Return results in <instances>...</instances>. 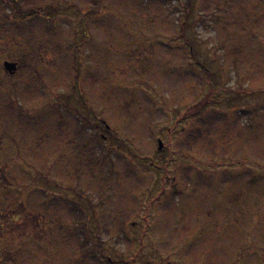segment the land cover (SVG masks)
<instances>
[{"label": "rangeland", "instance_id": "rangeland-1", "mask_svg": "<svg viewBox=\"0 0 264 264\" xmlns=\"http://www.w3.org/2000/svg\"><path fill=\"white\" fill-rule=\"evenodd\" d=\"M94 1L20 0L23 7L55 8L50 16L51 22H48L53 29V36L35 29V32L28 29L24 33L22 25L27 22H22L24 18L22 16L10 18L18 25L21 23L20 27L0 21V104L4 100L18 98L19 106L23 107L21 110L12 108L14 111L12 113L11 109L5 107L0 109L11 116L22 113L32 116L51 104L63 102L62 94L65 90L62 88L56 95L49 94L47 102H42L45 96L40 93L41 87L40 89L33 87L34 83L40 85V82L29 72L9 75L3 68V62L16 61L18 56L27 50L32 38L40 40L46 45L45 53L39 56L36 63L40 75L48 85L61 86L73 77L69 78L64 66L65 62L52 44L64 42L65 47L70 49L67 54L69 55L74 52L69 46L74 42L76 55L78 59L82 57L83 63L80 65V62L71 55L73 64L77 60L78 69V75L76 76L75 72L76 77L73 80L81 81L91 72L98 71L104 86L96 84V87L106 91L105 99L112 111L111 114L117 117L115 123L106 119L110 126V134L127 143L126 148L117 149V146H121L116 144L117 142L111 143L112 141L107 140L111 135L104 132L105 144L111 143L116 147L111 151V159L116 162V155H119L131 166L134 164V172L136 169L135 179L125 182V179L121 180L117 175V172L122 171L116 169L113 163H109L115 173L110 179L101 182L104 183L102 194L106 204L95 203L93 209L98 213L97 218H104L106 224L112 221L115 206L113 200L114 196L116 200L119 195V186L127 191H134L140 200L137 217H133L139 224L134 229L126 231L129 245L123 244L122 241L117 244L115 241V237H120V227L117 230L109 227L112 236L109 240L105 239L106 253L118 262L121 257L127 258L130 255L136 258L138 264H264V133H256L253 128H244L242 125L253 122L256 126L262 120L264 93H256L246 98L242 95L240 100H236L233 92L251 88L258 92L264 88V0H197L198 3L196 2L199 5H207L210 11H213L212 15L218 16L217 22L211 21L210 15L202 16L196 32L202 50L198 48L196 55L203 59L209 56L227 59L223 70L225 78L221 82V87L229 91L223 97V104L219 103L222 106L213 103L207 107L206 104L203 106L204 112H207L206 109L210 110V105L213 109L219 107L215 111H222L226 115L229 124L226 131L233 138V160L228 162L227 159L222 163L217 156V160L221 162L216 161L219 165L211 164L213 159L211 160L206 150L195 152L186 147L190 131L197 124V119L183 120L184 110L192 104L203 103L208 89L198 70L188 68L175 72L176 68L167 69L165 66L164 61L168 58L186 59L188 46L176 40L171 47L177 51L169 54L167 47L155 44L161 38L158 34L165 27L166 14L157 10L160 7L159 3H155L154 6L149 5L146 9L143 6L147 4L145 0L143 5L132 3L131 0H105V6L100 7V13L88 9L83 15L78 11L79 7L82 9L88 5L94 7ZM111 3L113 6L109 7ZM176 5L177 2H172L170 6ZM165 6L168 5H163V8ZM10 12L6 5L0 4V19ZM191 17L196 18V13H192ZM254 18L256 19L253 20ZM233 19H237L239 23L235 24ZM86 25L90 26L89 40H84L85 36H83ZM5 26L10 30L8 33L3 29ZM168 26L166 22V27ZM11 28L17 32L11 31ZM36 28L40 29V26ZM74 32L73 38L71 36ZM128 41H131V44H126ZM223 41H230L240 49L243 48L247 55H253L257 68L244 66L241 63L233 65L232 59L239 55L231 53L232 49L221 50ZM137 47H140L139 54L133 52ZM58 78L62 83H56ZM16 80H20L18 89L16 91L9 89L10 83ZM96 87L91 92L94 99L99 100L100 94ZM109 88L116 90L114 94L117 93L118 96L115 99ZM221 96L220 93L217 94L218 99ZM85 97L89 102L91 101L88 96ZM70 102L77 106L82 105L77 92L71 97ZM125 104H129V110L123 108ZM243 104L254 105L253 114L246 116L248 119L242 118L240 122H236L235 118L240 111L235 106ZM178 109L181 110L180 113L175 112ZM101 110L102 108L97 111L100 118L104 119L109 113L104 115V111ZM11 116L7 115V120L14 121L15 118ZM6 118L3 117L0 122L5 123ZM8 129L7 123L3 125V130H0V202H11L17 196L16 190L29 186L56 195L61 193L62 190L56 187L57 183L43 178L44 174L43 176L34 174L35 168L43 164L44 159L39 155L42 153L39 145L45 134L40 136L37 143H33L34 138L27 139L29 142L22 146L32 144V150H22L19 157L16 156L20 153L19 144L14 142L8 145L9 141L6 137ZM12 131L14 132L15 129ZM33 136L36 137L37 133L30 132L26 137ZM157 139L163 141L161 151L157 150ZM41 148H45V145ZM64 149L65 147L62 149L65 153ZM71 151L68 149V154ZM243 156L246 160L238 162V159L242 161ZM38 158L40 161L34 162V159ZM189 168L193 174L202 172L201 174L209 181L201 183L198 189L193 188L191 192L193 197L184 202L186 209L182 207L179 209V205L176 204L174 210L172 208L168 214L162 203H166V198L175 192L176 187L173 186V182L176 181V186L177 181L180 184L185 170ZM225 170L233 172L232 182L225 180ZM55 175L57 173L53 170L48 177L55 178ZM215 178L216 183H211ZM252 180L255 181L254 184ZM122 181L123 183L119 185ZM86 183H99V181L87 175L84 179L78 180L79 186L83 184L85 186L80 189L85 190L86 194L97 202L92 194L94 191L90 190ZM62 186L66 187L64 183ZM6 187L13 189L8 196L3 193V188L7 190ZM215 188L218 193L215 190L210 191ZM66 192L69 197L76 198L74 195L77 191ZM233 194L241 196L239 197L241 202H235L231 196ZM215 197L217 200L213 199ZM19 200L24 201L22 198ZM31 214L29 212L24 215V222L13 229L11 235L20 242L29 241L32 250L40 256L39 247H45L49 241L56 240L58 234L53 226L54 221L44 222V226L39 228ZM94 227V224H91L86 229L87 234L90 230L94 231ZM199 229L204 232L199 237L197 235L198 239L191 240L190 244L193 247L190 248L189 242L183 239L185 231L196 232ZM81 232L83 230H80ZM54 246L60 247L58 244ZM41 264L48 263L45 260L41 261Z\"/></svg>", "mask_w": 264, "mask_h": 264}, {"label": "trees", "instance_id": "trees-1", "mask_svg": "<svg viewBox=\"0 0 264 264\" xmlns=\"http://www.w3.org/2000/svg\"><path fill=\"white\" fill-rule=\"evenodd\" d=\"M104 1L105 0H95L93 4L95 5L94 7H91L90 5L84 9L79 7L78 11L83 15L87 13L86 11H88V9L100 13V7L105 6ZM131 1L132 3H140L142 5L144 2V0ZM145 1L147 4L143 5L144 8L147 9L149 5L154 6L155 3H159L160 7L157 10L166 14L164 18L165 27L163 31L158 34L161 38L155 42V44L167 47V52L169 54L177 51L171 47L176 40H180L184 46H188L186 49V59L183 58L180 60L179 58H168L164 61L167 69L168 67L169 69L176 68L177 70L175 72H181V70L188 68L198 70V73L201 74L203 80L207 84V96L202 101L203 103L192 104L189 108L184 110L183 120H188L189 118L197 119V124H195L190 131L186 147L190 151L195 152L206 150L211 160L213 159L211 164H217V162H219L217 158L221 159L222 163L226 162L227 159H229L228 162L232 161V147L234 142L233 138L230 137L226 131L229 125L226 115L222 111H215L218 110V106L216 109H213L212 107L213 104L220 105V102L223 104V97L229 91V89L221 87V82L225 78L223 70L226 65L225 62L227 63V59L218 58L219 56H209L203 59L196 55V50L199 51L198 48L202 50V46L199 45L200 42L196 38V32L199 28V22H201L202 16H212L211 21L213 22H217L218 16L216 14L212 15L213 11H210L207 5L204 6L197 4V0ZM172 2H177L179 7L178 5L170 6ZM0 4L6 5L7 8L11 10L9 14H4V17H1L0 21L3 23L8 22L15 24L16 27H20L21 23L18 25L14 19L10 18L22 16L24 17L22 22H27L22 25L24 33H26L28 29L33 31L35 29L39 32L42 30L52 36L54 35L53 29L48 25V22H51L52 19L50 20V16L55 8L47 6L42 8H36L33 6L23 7L20 4V0H0ZM112 4L113 3H111L109 7L113 6ZM165 4L168 5L169 8H167L168 6H165L164 9L163 5ZM192 13H196V18L191 17ZM255 19L256 18L253 20ZM233 20L235 21V24L239 23L237 19ZM166 22L169 24L168 27H166ZM257 23L259 22L257 21ZM39 26L40 29L36 28ZM85 28L83 34V36H85L84 40H89L91 38L88 32L90 26L88 27V25H86ZM3 29H6V26ZM11 29V31L15 32L13 28ZM5 31L8 33L10 30L7 28ZM74 35L75 32L71 37L74 38ZM127 35L129 38V34ZM3 38H5V36ZM190 38H193V40H190ZM129 43L131 44V41H128L126 44ZM52 45L56 48L57 54L65 62L64 66H66L69 78L73 77V80L78 75L77 60L80 62V65L83 63L82 57L81 59H78V56L76 55V44L71 42L69 45L74 51L69 55L67 54L70 52V49L65 47L64 42ZM45 46L44 42L32 38L27 50L19 55L17 60L14 61L18 63L16 74L18 75L21 72H29L34 79H37L40 82V85L34 83L33 87H36V89L41 87V89L39 88L41 91H39L45 96V98L42 99V102H47L49 94L56 95L57 91L61 90V88L62 90H65L62 94L64 101L60 102V104H51L48 108H44L32 116H28L25 113L12 115L13 118H15L14 121L7 120L6 116H11V114L0 109V121L3 117L7 120L5 123L0 122V128L3 130V125L8 123L9 129L6 135V137H8L7 140L9 141L8 145H12L10 143L14 142L19 144L20 153H17L16 155L19 157L21 156L22 150H32V144L26 146H22V144L28 143L29 140L33 138V143H37L40 140V136L45 134V137L39 145V149L42 152L39 153V155L44 159L43 164L35 168L34 174H41V176L44 174L43 178L57 183L56 187L62 191L56 195L38 187H23L22 190L15 191L17 196H15L11 202H0V264H41V261L45 260L48 264H138L135 261L136 258L134 259L130 255L127 258L121 257L119 259L120 262H118L108 255L105 250V239L108 238L107 240H109L112 236L109 233V227L114 228L115 230L120 227V237H115V241L117 244L122 241L123 244L129 245V238L126 236V231L134 229L139 224L138 221L133 219V217H137V209L140 206L138 195H136L134 191H127L119 186V195L116 200L114 196L113 200V202L115 201V206L113 208L114 215L109 224H106L104 218H97L98 213L93 209L95 203H97V205L106 204V199H104V194H102V192H104V189L102 188L104 183L101 182L110 179L115 173L113 169L110 168L109 163H113L116 169L122 171L121 173L117 172V175L121 180L125 179L126 182L133 180V178L135 179L136 177V169L135 172L133 170L134 164L131 166L128 162L122 160L119 155H116V162L111 159V151L116 148L113 147L111 143L114 141L121 146H117V149L126 148L125 146L127 143L119 139L117 136L110 134V126L107 120L111 121V123H115L117 117H114L111 114L112 111L105 99V95L107 94L106 91H101L96 87V84L97 86H104L102 78L98 71H96L94 73L91 72L89 76H86L88 79L84 78L78 82L76 79L73 81L69 79L61 84V86L52 84V87L51 84L48 85L43 76L40 75V69H38L39 66L36 64L39 56L45 53ZM228 46H231V48ZM139 48H135L133 52L139 54ZM220 49H232L231 53L233 52L239 55L232 59L233 65L241 63V65L244 66H251V68L255 66L257 68V64L255 63L256 59L253 55H247L243 48L240 49L238 45L235 46V44L230 41H223ZM71 55L77 59L74 64L73 61H71ZM65 59H67V61H65ZM19 81L16 80V82L10 83L9 89L16 91L18 89L17 85ZM56 83L59 84L62 83V81L58 78ZM95 87L100 94L99 100L98 98L94 99L93 93L91 92ZM109 91L113 94L114 99L118 96L117 93L116 95L114 94L116 90L113 91V89L109 88ZM255 91L256 90H253L252 88L245 90L238 89L237 91H233L235 93L234 99L240 100L242 95L246 98L256 93H264V88L258 92ZM76 92L79 95L82 105L77 106L70 102L71 97H73ZM218 93L222 95L219 99L217 97ZM85 95L91 99V103ZM19 103L20 101L18 98L4 100L0 104V107H5L8 110L11 109L10 111L12 113L14 112L12 111V108H17L18 110H21V108L23 109V107L19 106ZM204 104H206V107L209 104H212L209 106L210 110L206 109L207 112H204ZM253 106L254 105L252 104L236 105L235 107L240 113L237 114L235 121L240 122L242 118H247L246 116L252 115L254 110ZM255 106L257 107V105ZM101 108L104 111V115L109 113L108 116H104V119L100 118L97 111ZM123 108L129 110V104H125ZM175 112L180 113L181 110L178 109ZM116 113L118 114V111ZM254 124L255 123L253 122L242 123L244 128H253L256 133H264V117L256 124V126H254ZM12 129H15V131L13 132ZM3 131H5V129ZM30 132L37 133V136L27 138L26 136ZM104 132L111 135L107 139L112 141L109 145L104 142ZM24 133L26 134L25 136ZM42 145H45V148H41ZM64 147L65 153L62 150ZM68 149H70V151L73 149V151L68 154ZM22 157L26 158L27 156ZM238 160V162H244L246 159L243 156L241 157L242 161H240V159ZM39 161V158L36 160L34 159V162ZM28 164L31 163L28 162ZM53 170L57 173L55 178L48 177ZM185 171V175L181 179L182 184H179V181H177L178 184L176 186V181H174L173 186L176 187L175 192L166 198V203H162V206L165 207V211L168 214L172 211V208L174 210L176 204L179 205V209H181V207L186 209L184 202L191 200L193 197V194L191 193L193 188L198 189L201 187V183H208L209 181L203 174H201L202 172L193 174L191 173L192 171L190 168ZM232 174L233 172L225 170V180L232 182ZM86 175L93 178V180L97 179L99 181V183H86V186L88 185V188L94 191L92 194L96 197V200H98L97 202H94L92 197L86 194L85 190L83 191L80 189V187H85L84 184L83 186L78 185V180L80 178L84 179ZM116 179L118 180L119 178L117 177ZM216 180V178L213 179L211 183H216ZM253 182L255 181L252 180V183ZM62 183H64L66 187H63ZM121 183H123V181L120 182L119 185ZM7 188L8 187H6V189ZM3 189V193L7 196L13 191V189L10 188L7 190H5V188ZM216 189L217 188L210 189V191L212 192V190H215L217 192ZM67 190L77 191L74 195L76 198L69 197V194L66 192ZM22 194L25 196L21 197ZM231 196H233L235 202L240 201L239 197L241 196L238 194H233ZM21 198L24 199V201H20L19 199ZM213 199L217 200L216 197ZM29 212L32 213L31 215L34 217L39 228L44 226V222L54 221L53 226L58 234L56 240L49 241L45 247H39L41 251L40 256L32 250L33 247L29 245V241L20 242L11 235V231L24 222V215ZM168 220L170 221V219ZM91 224H94L95 229L94 231L90 230L87 234L86 229H88ZM170 225L171 223L169 226ZM80 230H83V232L80 233ZM192 232L185 231L183 237L184 240L189 242L190 248L193 247V245L190 244L191 240L193 238L198 239L197 235L198 237L199 235H202L204 230L199 229L196 232ZM55 244H58L60 247L56 248L54 246Z\"/></svg>", "mask_w": 264, "mask_h": 264}, {"label": "water", "instance_id": "water-1", "mask_svg": "<svg viewBox=\"0 0 264 264\" xmlns=\"http://www.w3.org/2000/svg\"><path fill=\"white\" fill-rule=\"evenodd\" d=\"M3 68L5 69V71L13 76L16 74L17 69H18V63L16 62H11V61H4L3 62ZM157 144H158V151H161L163 149V141L161 139L157 140Z\"/></svg>", "mask_w": 264, "mask_h": 264}]
</instances>
